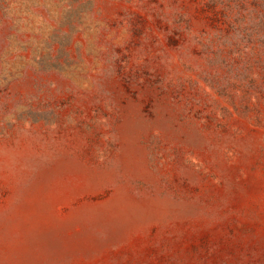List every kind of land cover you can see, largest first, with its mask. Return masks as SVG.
Segmentation results:
<instances>
[{"label":"rangeland","instance_id":"rangeland-1","mask_svg":"<svg viewBox=\"0 0 264 264\" xmlns=\"http://www.w3.org/2000/svg\"><path fill=\"white\" fill-rule=\"evenodd\" d=\"M0 264H264V0H0Z\"/></svg>","mask_w":264,"mask_h":264}]
</instances>
